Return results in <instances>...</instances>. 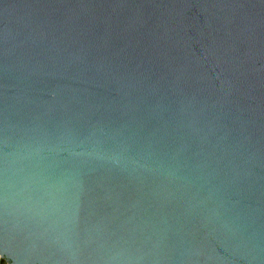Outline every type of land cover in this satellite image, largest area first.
I'll return each mask as SVG.
<instances>
[{"label":"water","instance_id":"1","mask_svg":"<svg viewBox=\"0 0 264 264\" xmlns=\"http://www.w3.org/2000/svg\"><path fill=\"white\" fill-rule=\"evenodd\" d=\"M264 264V0H0V264Z\"/></svg>","mask_w":264,"mask_h":264},{"label":"trees","instance_id":"2","mask_svg":"<svg viewBox=\"0 0 264 264\" xmlns=\"http://www.w3.org/2000/svg\"><path fill=\"white\" fill-rule=\"evenodd\" d=\"M3 264H5V263H3Z\"/></svg>","mask_w":264,"mask_h":264}]
</instances>
